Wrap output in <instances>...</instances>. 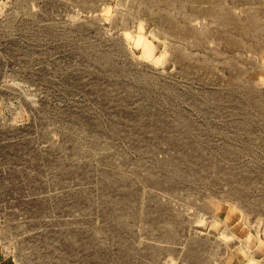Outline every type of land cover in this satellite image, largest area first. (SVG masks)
<instances>
[{
    "label": "rangeland",
    "instance_id": "1",
    "mask_svg": "<svg viewBox=\"0 0 264 264\" xmlns=\"http://www.w3.org/2000/svg\"><path fill=\"white\" fill-rule=\"evenodd\" d=\"M0 264H264V0H0Z\"/></svg>",
    "mask_w": 264,
    "mask_h": 264
},
{
    "label": "bare ground",
    "instance_id": "2",
    "mask_svg": "<svg viewBox=\"0 0 264 264\" xmlns=\"http://www.w3.org/2000/svg\"><path fill=\"white\" fill-rule=\"evenodd\" d=\"M144 49H146V54H148V53H150V48L149 47H147V46H145V48ZM145 51V50H144Z\"/></svg>",
    "mask_w": 264,
    "mask_h": 264
}]
</instances>
